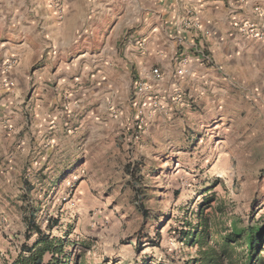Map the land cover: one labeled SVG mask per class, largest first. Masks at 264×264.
Returning a JSON list of instances; mask_svg holds the SVG:
<instances>
[{"label": "rangeland", "instance_id": "374dc122", "mask_svg": "<svg viewBox=\"0 0 264 264\" xmlns=\"http://www.w3.org/2000/svg\"><path fill=\"white\" fill-rule=\"evenodd\" d=\"M44 3L48 8V0ZM53 10L60 22L62 13ZM237 72L241 88L181 118L152 113L148 98L161 92L149 87L137 93L139 79L108 90L115 101L111 109L100 110L94 101L71 112L65 93L67 104L59 107L63 120L57 125L48 119L42 143L28 117L15 143L28 138L38 147L35 154L20 161L12 157L13 148L0 151V264L17 255L24 217L32 209L40 220L59 217L53 233L72 239L77 252L80 245L89 246L87 264L104 258L108 264H143L163 252L180 258L177 232L194 223L195 212L212 194L245 223L249 217L251 224L264 225V54L246 55ZM85 85L91 95L107 91ZM136 107L144 127L140 140L131 143ZM150 240L159 247H148Z\"/></svg>", "mask_w": 264, "mask_h": 264}, {"label": "crops", "instance_id": "0c3cea01", "mask_svg": "<svg viewBox=\"0 0 264 264\" xmlns=\"http://www.w3.org/2000/svg\"><path fill=\"white\" fill-rule=\"evenodd\" d=\"M89 1L59 0L58 22L52 0L48 8H43L46 0H0L1 153L13 148L12 157L20 161L35 154L38 147L28 138L15 143L21 125L29 117L35 123L32 134L42 143L48 119L63 120L59 107L67 104L66 94L71 112H82L94 101L100 110L111 109L116 85L139 79L161 92L166 117L181 118L241 88L236 71L243 58L264 54V40L247 38L236 28L248 21L263 29L264 0ZM199 52L208 54L214 66L201 62ZM183 62L188 72L175 75ZM153 67L162 74L157 82L149 76ZM87 82L107 91L92 96L83 90ZM30 89L31 95L24 96ZM63 126L71 128L65 119Z\"/></svg>", "mask_w": 264, "mask_h": 264}, {"label": "trees", "instance_id": "16d2710c", "mask_svg": "<svg viewBox=\"0 0 264 264\" xmlns=\"http://www.w3.org/2000/svg\"><path fill=\"white\" fill-rule=\"evenodd\" d=\"M216 200L215 194L209 196L195 212L194 223H186L178 230L180 258L175 252H163L159 260H145L143 264H264V225L251 224L249 217L245 223ZM59 225V217L40 220L37 211L30 210L24 217V242L8 264H87L85 249L89 246L82 244L77 252L78 244L72 239L53 233ZM156 241L150 240L147 246L159 247ZM100 264H108V259Z\"/></svg>", "mask_w": 264, "mask_h": 264}, {"label": "built area", "instance_id": "2783aa9c", "mask_svg": "<svg viewBox=\"0 0 264 264\" xmlns=\"http://www.w3.org/2000/svg\"><path fill=\"white\" fill-rule=\"evenodd\" d=\"M54 7H57V10L59 13L62 11V7L60 6L59 0H52ZM254 10L256 12L260 11L259 6H255ZM237 31L241 33L243 36L251 39H257V40H264V28H259L257 27L254 23L248 22V21H242L236 24ZM200 60L203 63L209 64L210 66H214V63L206 54L205 52H199ZM216 70L221 71L222 69L219 68L218 66L214 67ZM188 72L185 63L180 64V66L177 68L176 73L178 75H185ZM150 79L152 81H159L161 80V73L158 70V68L154 67L149 73ZM136 90L137 93H143L145 92L146 89H148V85H146V81H136L135 82ZM182 93L177 94L176 98H181ZM188 101L189 104H192L191 98H188V96L185 97ZM149 110L152 113H157L161 112L163 108V104L160 100V98L156 95L149 96ZM137 104V103H136ZM144 127V122H143V112L140 107H136V112H135V117L133 120V124L129 126V129L131 131L130 139L131 143H135L140 139V136L142 134V130Z\"/></svg>", "mask_w": 264, "mask_h": 264}]
</instances>
